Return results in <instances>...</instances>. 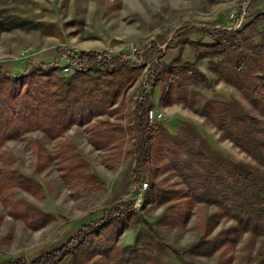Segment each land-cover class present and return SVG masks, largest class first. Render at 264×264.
<instances>
[{
    "label": "rangeland",
    "instance_id": "rangeland-1",
    "mask_svg": "<svg viewBox=\"0 0 264 264\" xmlns=\"http://www.w3.org/2000/svg\"><path fill=\"white\" fill-rule=\"evenodd\" d=\"M251 1L0 0V75H23L27 77L24 83L33 81L40 88L49 83L48 88L56 90L53 82L58 78L76 76L64 56L96 52L121 62L114 74L89 73L87 84L84 76L73 82L87 87L93 85V78L112 81L117 94L109 114L94 117L83 126L71 125L56 138L38 129L0 147V263L23 257L30 264L42 251L68 243L79 232L71 237L73 222L101 214L120 202L133 203L143 180L149 181V190L153 185L185 189L182 165L169 150L167 135L177 137L191 128L228 160L256 165L207 118L192 110L207 101H237L255 115L241 91L214 73L212 64L217 62H196L195 51L188 45V41L211 45L213 40L206 32L237 31L264 14V0H254L249 10ZM259 30L264 35V18ZM82 42L94 47L79 49L77 44ZM261 42L259 36L246 44L252 47ZM180 54L184 62L196 63L212 88L187 78L151 82L149 74L155 66H169ZM144 76L150 81V92L141 104L137 96ZM23 85L24 92L28 84ZM183 100L188 103L179 102ZM159 107L167 110L169 120L154 127L152 159L147 162L145 136L139 127L145 119L141 116ZM152 197L151 190L144 205H133L136 216L120 237L118 248H136L138 234L152 229L153 235L179 253L178 257L170 252L164 258L167 264L263 261L264 239L250 233L240 234L236 241L224 240L211 257L192 255L205 236L225 239L233 220H213L217 207L190 198L177 197L158 205ZM36 211L51 220L44 224ZM98 247L93 246L89 253ZM100 259L94 256L93 262ZM69 260L71 257L66 258L67 263Z\"/></svg>",
    "mask_w": 264,
    "mask_h": 264
},
{
    "label": "trees",
    "instance_id": "trees-1",
    "mask_svg": "<svg viewBox=\"0 0 264 264\" xmlns=\"http://www.w3.org/2000/svg\"><path fill=\"white\" fill-rule=\"evenodd\" d=\"M263 18L264 14L257 15L237 31L224 29L206 32L213 40L211 45L188 41L195 51L196 62L215 60L217 63L212 64L214 73L226 84L239 89L255 113L245 111L237 101H207L198 109L192 108L251 157L256 162L255 166L228 160L191 128L183 130L177 137L167 135L169 150L175 153L182 165L186 188L182 191L165 190L153 185L148 190H152L153 199L150 200L165 205L177 197L190 198L217 207L218 212L213 215V220L227 217L234 222L225 239L223 236L214 239L205 236L204 241L192 250L195 256L211 257L224 240L236 241L243 233L264 239V35L259 30ZM259 36L262 37L260 44L252 47L246 44ZM202 48L207 51L201 52ZM64 57L76 76L58 78L53 82L56 90L48 88L49 83L41 88L33 81L24 83L27 77L23 75H0V147L9 140L20 139L38 129L56 138L71 125L83 126L94 117L110 113L117 94L112 81L99 82V78H93V85L87 87L75 86L73 82L89 73L103 76L114 74L121 62L111 59L108 54L86 51ZM149 75L151 82L187 78L212 88V82L196 63L184 62L182 54L169 66H155ZM83 80L84 84L88 81L86 77ZM22 83L23 86L28 84L24 92L20 88ZM179 102L188 103L185 100ZM145 113L141 116L144 119ZM139 127L145 136V161L149 162L152 159L154 127L145 123ZM133 205L134 202H120L105 208L99 221L83 226L68 243L42 251L30 264H61L68 257H71L70 264H167L164 258H169L170 252L179 257L172 246L152 234V229L138 234L136 248L117 247L120 237L130 227L133 216H136L132 212ZM36 213L41 220H45L44 224L51 220L50 216L39 211ZM95 245H99L98 249L89 253ZM94 256L101 259L93 262ZM0 264L28 263L20 257ZM261 264H264V259Z\"/></svg>",
    "mask_w": 264,
    "mask_h": 264
},
{
    "label": "built area",
    "instance_id": "built-area-1",
    "mask_svg": "<svg viewBox=\"0 0 264 264\" xmlns=\"http://www.w3.org/2000/svg\"><path fill=\"white\" fill-rule=\"evenodd\" d=\"M145 77V76H144ZM149 84L150 81H148V78L145 77L142 80V85L140 87L139 94L137 96V99L142 104L147 95L149 94ZM169 120V114L166 109L159 107L157 108H151L148 109L145 113V124L152 127H160L164 125ZM149 181L143 180L139 186H138V194L135 197L134 200V206L135 208L141 207L146 203V193L149 190Z\"/></svg>",
    "mask_w": 264,
    "mask_h": 264
},
{
    "label": "crops",
    "instance_id": "crops-1",
    "mask_svg": "<svg viewBox=\"0 0 264 264\" xmlns=\"http://www.w3.org/2000/svg\"><path fill=\"white\" fill-rule=\"evenodd\" d=\"M124 193H126V192H124ZM102 217H103V213L98 214V215H95V216L94 215H91V216H89L87 218H83L81 220H77V221L73 222V224L71 225V230H72L71 231V234H72L71 237L75 236L77 234V232L83 226H85L87 224H90L92 222H96V221L100 220ZM58 246H60V245H58ZM58 246H56V247H58ZM69 262H70V260L68 261V263ZM68 263L66 262V259H65L61 264H68Z\"/></svg>",
    "mask_w": 264,
    "mask_h": 264
},
{
    "label": "bare ground",
    "instance_id": "bare-ground-1",
    "mask_svg": "<svg viewBox=\"0 0 264 264\" xmlns=\"http://www.w3.org/2000/svg\"><path fill=\"white\" fill-rule=\"evenodd\" d=\"M79 49L83 50H91L94 47V44L82 42L81 44H77Z\"/></svg>",
    "mask_w": 264,
    "mask_h": 264
}]
</instances>
